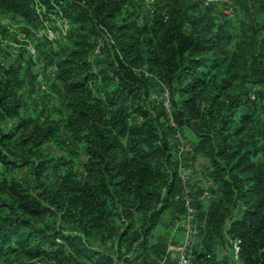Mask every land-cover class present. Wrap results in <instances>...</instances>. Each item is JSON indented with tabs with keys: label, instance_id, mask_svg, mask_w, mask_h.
Here are the masks:
<instances>
[{
	"label": "trees",
	"instance_id": "obj_1",
	"mask_svg": "<svg viewBox=\"0 0 264 264\" xmlns=\"http://www.w3.org/2000/svg\"><path fill=\"white\" fill-rule=\"evenodd\" d=\"M231 2L237 23L195 0L138 16L132 0H0V21L36 26L45 6L71 24L58 52L37 45L40 73L0 61V264L164 259L155 230L187 194L155 80L210 159L209 205L188 195L204 224L194 264H230L233 242L239 264H264V0ZM114 241L116 256L92 246Z\"/></svg>",
	"mask_w": 264,
	"mask_h": 264
},
{
	"label": "rangeland",
	"instance_id": "obj_2",
	"mask_svg": "<svg viewBox=\"0 0 264 264\" xmlns=\"http://www.w3.org/2000/svg\"><path fill=\"white\" fill-rule=\"evenodd\" d=\"M158 1L159 0H132V4L128 12L136 11L135 16H138V7H142V14H147V11L150 14L154 13V8L158 7L156 5L158 4ZM195 1L197 3L204 2V8L212 7V15L214 17H220L222 23H225V20H231L237 23L234 6L232 5L231 0ZM43 7L44 9L39 7V12L37 13L39 22L36 26L24 25V23L17 22L8 16L1 19V26L6 30L7 34H0L3 49V54L0 55V61L12 64L15 63L17 59L22 57L21 60H23L24 63L31 60L35 63V65L37 64L34 71L40 73L39 71L41 70V66L38 64L39 52L37 45L42 43L44 48L48 47L49 49L52 48L57 52L59 51L58 44L66 38L70 31L71 24L66 18H64L61 12H48L46 7ZM106 38L107 37L102 38V47H104V44L107 41ZM108 49L111 51L112 47H109ZM96 53L98 54L99 51ZM49 72L52 76H55L52 74L55 73L54 67L50 69ZM155 81V90L150 95L151 97L149 102L164 109L167 115L170 114L168 126L175 130L170 143V147L172 149L171 154L173 160L178 165V172L184 182L185 193L187 195H196L197 190L200 191L202 194L198 195V199L206 208L209 205V187L212 184L211 178H209L206 174L208 167L210 166V159L204 155H197L194 153L193 147L197 142V136L189 127L178 129L177 123L172 118L171 101L167 102V99H163L164 92L162 83L159 80ZM45 88V84H42V92L45 91ZM41 94L43 93L40 92L36 94L34 98L39 100ZM182 145H187L191 148V151H188L189 149L186 150V147L184 148L185 150H180L179 147ZM191 209L194 210V220L192 222L190 220L191 215L187 212L186 208V213L183 215L178 213L174 220L165 216V220L161 225L162 228L159 227L155 230V235L165 240L163 242V256L166 264H179L183 251L186 252L194 264V250L201 243L199 231L204 228V224L198 220L196 209H194V207H191ZM240 209L241 211L243 210L241 206ZM189 227L196 230L197 234L190 233L188 231ZM69 231L71 233H77L78 229L76 227H70ZM232 245L234 253L231 249L227 248L225 251L223 250L222 258L230 264H239L238 245L236 242H233ZM92 246L97 250L116 256L117 243L115 241L106 246H103L100 243H94Z\"/></svg>",
	"mask_w": 264,
	"mask_h": 264
},
{
	"label": "built area",
	"instance_id": "obj_3",
	"mask_svg": "<svg viewBox=\"0 0 264 264\" xmlns=\"http://www.w3.org/2000/svg\"><path fill=\"white\" fill-rule=\"evenodd\" d=\"M42 9H44V7ZM38 12H39V8H38ZM68 31H69V29H68ZM104 37H107L106 43H108L109 45H114L113 39L108 34H104ZM54 69H55V73H56L57 68H54ZM55 73H52V74L55 75ZM163 92H164L163 93V95H164L163 99H167V102H169L170 101V94H169L168 89L165 86H163ZM185 147H186V150L189 149L188 151H191V148H189L187 145H182L181 147H179V149L185 150L184 149ZM184 201H185V206L187 208V212L191 215L190 220L192 222L194 220V210L191 209V207H192L191 200L188 197V195H187V197L184 198ZM188 231L192 234L193 233L197 234V231L192 229L191 227L188 228ZM159 264H166L165 258ZM179 264H193L190 257L186 254L185 251H183L181 254Z\"/></svg>",
	"mask_w": 264,
	"mask_h": 264
}]
</instances>
